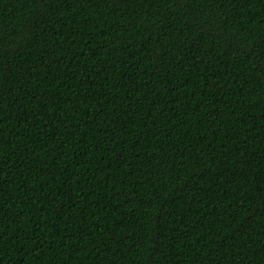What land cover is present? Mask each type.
Instances as JSON below:
<instances>
[{
  "label": "trees",
  "instance_id": "obj_1",
  "mask_svg": "<svg viewBox=\"0 0 264 264\" xmlns=\"http://www.w3.org/2000/svg\"><path fill=\"white\" fill-rule=\"evenodd\" d=\"M0 264H264V0H0Z\"/></svg>",
  "mask_w": 264,
  "mask_h": 264
}]
</instances>
